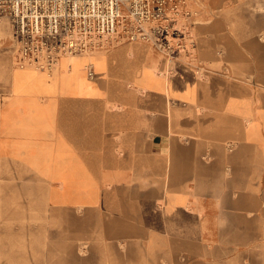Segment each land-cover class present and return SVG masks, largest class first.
I'll return each instance as SVG.
<instances>
[{
	"label": "crops",
	"instance_id": "crops-1",
	"mask_svg": "<svg viewBox=\"0 0 264 264\" xmlns=\"http://www.w3.org/2000/svg\"><path fill=\"white\" fill-rule=\"evenodd\" d=\"M2 22L0 186L32 205L18 214L31 232L52 235L31 264H109L125 248L137 258L146 234L234 249L264 224V90L209 69L218 57L201 34L198 53L177 52L173 69L141 45L144 54L62 56L44 71L14 65ZM66 241L84 242L83 253Z\"/></svg>",
	"mask_w": 264,
	"mask_h": 264
},
{
	"label": "rangeland",
	"instance_id": "rangeland-1",
	"mask_svg": "<svg viewBox=\"0 0 264 264\" xmlns=\"http://www.w3.org/2000/svg\"><path fill=\"white\" fill-rule=\"evenodd\" d=\"M179 8L184 17L183 25L179 28L184 38L178 43L182 45L181 52L185 57L190 59L196 55L194 33L198 32L217 53V62L204 61L209 69H223L230 77H248L264 90V0H183ZM0 25V34L10 37L9 26L5 22ZM127 40L123 36L117 37L104 52L111 50L110 56L114 58L122 54L126 56L128 50L125 49L130 46L137 54L146 53L147 47L149 54L157 52L170 69L174 68L175 58L165 59L151 43L138 41L141 42L140 45L131 44L124 49L112 50L125 44ZM130 77L131 75L128 78ZM24 173L28 174L26 170ZM4 176V165L0 164V177ZM4 194V186H0V264H31V261L35 262L39 258L38 247L41 257L51 247L52 243L45 238L52 235L31 232L36 225L33 219L19 217L18 214L25 209L23 205L29 208L32 205L21 201H8ZM262 215L264 223V203ZM254 230L256 232L246 235L242 241L235 242L234 249L228 250L203 247L198 250H185L175 242L170 244L164 239L146 234L138 252H133L137 258H129L125 248L123 260L110 258L109 264H264V224L254 226ZM71 235L72 238L76 237L74 233ZM64 236L69 238L70 235ZM63 244L80 245V252L84 251V242L66 241ZM190 254H194V258H187Z\"/></svg>",
	"mask_w": 264,
	"mask_h": 264
},
{
	"label": "built area",
	"instance_id": "built-area-1",
	"mask_svg": "<svg viewBox=\"0 0 264 264\" xmlns=\"http://www.w3.org/2000/svg\"><path fill=\"white\" fill-rule=\"evenodd\" d=\"M180 3L183 0H0V22L8 21L13 29L18 67L52 71L62 56L107 50L122 36L129 42L151 43L173 60L184 38L177 27ZM124 14L130 20L113 39Z\"/></svg>",
	"mask_w": 264,
	"mask_h": 264
},
{
	"label": "bare ground",
	"instance_id": "bare-ground-1",
	"mask_svg": "<svg viewBox=\"0 0 264 264\" xmlns=\"http://www.w3.org/2000/svg\"><path fill=\"white\" fill-rule=\"evenodd\" d=\"M123 19L121 20V25H119V27H118V31H117V34H115L112 38L113 39H115V37L117 36V35H119L122 31H123V26L124 25H126L127 24V21H129L130 19H129V17L127 16V15H123ZM183 15H182V13H180L179 14V17H178V23H177V27H178V29L183 25ZM195 34V33H194ZM194 38H195V43H196V48H195V52L196 53H198V44H197V40H196V36L194 35ZM141 44V42H138V41H131V42H129V41H127L125 44H123V45H119V46H117V47H115V48H113L112 50H114V49H119V48H121V47H124V46H126V45H128V44ZM142 45H144V44H142ZM104 51V50H103ZM103 51H95V52H92V53H87V54H84V55H91V54H98V53H102ZM182 51V50H181ZM181 51H179V53H183V52H181ZM84 55H80V56H84ZM67 57H76V56H71V55H68ZM64 58H66V57H63V59Z\"/></svg>",
	"mask_w": 264,
	"mask_h": 264
}]
</instances>
